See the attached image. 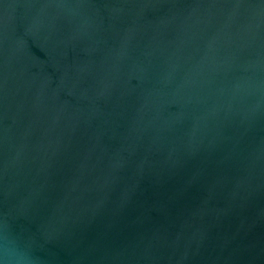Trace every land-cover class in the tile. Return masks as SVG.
Wrapping results in <instances>:
<instances>
[{
  "label": "water",
  "instance_id": "obj_1",
  "mask_svg": "<svg viewBox=\"0 0 264 264\" xmlns=\"http://www.w3.org/2000/svg\"><path fill=\"white\" fill-rule=\"evenodd\" d=\"M0 264H264V0H0Z\"/></svg>",
  "mask_w": 264,
  "mask_h": 264
}]
</instances>
